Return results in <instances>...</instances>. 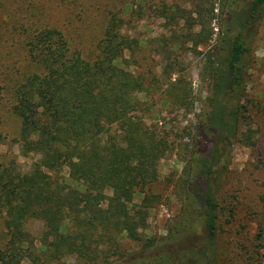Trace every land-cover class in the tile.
Instances as JSON below:
<instances>
[{
    "label": "rangeland",
    "instance_id": "1",
    "mask_svg": "<svg viewBox=\"0 0 264 264\" xmlns=\"http://www.w3.org/2000/svg\"><path fill=\"white\" fill-rule=\"evenodd\" d=\"M251 1L0 0V170L52 175L39 165L37 154H22L16 142L20 119L12 111L15 91L26 76L39 72L29 60L28 41L39 30L53 28L71 51L91 61L114 14L121 19L120 33L133 41L124 54L126 68L143 82L137 95L142 112L136 115L166 143L154 156L156 180L143 190L121 193L129 208L146 213L138 231L142 241L119 234L121 247L129 254L138 252L146 263L165 254L176 264H264V11L260 19L249 21ZM236 35L247 49L240 62V85L228 95H215L208 57L217 61L212 67L224 69ZM215 107L238 108V120L234 139L217 142L211 186L219 211L212 259L199 203L187 204L183 181L189 168L198 166L200 154L209 156L213 149L215 131L204 123L214 117ZM216 117L209 127L216 125ZM67 173L64 167L59 175L80 188ZM204 185L202 180L200 187ZM4 220L0 206V249L8 238ZM26 229L37 238L43 223L29 219ZM146 240L153 246L141 249ZM184 252L188 254L181 256ZM55 264L77 263L74 255H67Z\"/></svg>",
    "mask_w": 264,
    "mask_h": 264
},
{
    "label": "trees",
    "instance_id": "2",
    "mask_svg": "<svg viewBox=\"0 0 264 264\" xmlns=\"http://www.w3.org/2000/svg\"><path fill=\"white\" fill-rule=\"evenodd\" d=\"M263 11L264 0H252L248 20L260 19ZM121 26V19L112 14L91 61L71 51L53 28L39 30L28 41L29 60L39 72L26 76L15 91L12 111L20 119L16 142L22 154H37L39 165L52 175L0 170V206L8 236L0 249V264H55L67 255H74L77 264H176L165 254L146 263L138 252L124 251L118 238L124 234L130 241H142L138 231L146 213L129 208L121 193L143 190L156 180L154 156L166 144L136 115L142 112L137 95L143 82L126 68L124 54L132 50L133 41L120 33ZM231 45L224 69L212 67L217 61L208 57L211 77L216 79L215 95H228L242 79L240 62L247 49L241 35ZM225 107H215V126L209 127L214 117L204 123L207 130L215 131L210 155L200 154L198 166L190 167L183 181L187 204L199 203L212 259L219 211L211 186L216 178L217 142L229 144L234 139L238 120V108ZM64 167L68 179L80 188L65 183L59 175ZM107 188L112 195L104 194ZM29 219L43 223L37 238L26 229ZM152 246L146 240L141 249Z\"/></svg>",
    "mask_w": 264,
    "mask_h": 264
}]
</instances>
